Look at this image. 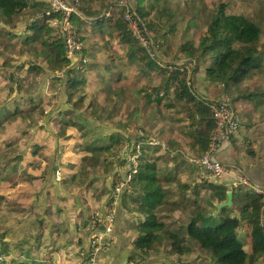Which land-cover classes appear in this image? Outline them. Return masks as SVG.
I'll return each instance as SVG.
<instances>
[{"label":"trees","instance_id":"trees-1","mask_svg":"<svg viewBox=\"0 0 264 264\" xmlns=\"http://www.w3.org/2000/svg\"><path fill=\"white\" fill-rule=\"evenodd\" d=\"M68 1L73 4V0ZM77 1L79 15L71 14L69 21L81 42L87 38L85 32L89 37L98 35L101 39H116L125 48L126 60L138 65L143 72L155 73L164 79V85L153 90L155 97H164L167 100L166 108L181 115L180 120L186 122L190 148L196 158L208 150L214 129L209 101H203L195 91L194 75L199 68L204 69L203 82L221 90L239 119L254 116L264 106V0H244L246 8L238 13L229 12L230 2L224 0H178L174 4L170 0ZM121 1L125 5H120ZM170 9L187 23L194 22L196 29L203 32L196 41L184 40L174 50L179 55L175 61L194 63L190 85L186 81V73L180 71L176 63H169L157 54L150 57L134 38L124 19L128 11L142 35L150 39L151 31L157 33L162 28L158 24L162 17L172 20V23L163 25L165 33L175 31L179 23ZM61 19L62 14L50 12L49 0H0V72L7 75L8 83L15 84L16 91L10 90L8 93H14L13 99L5 96L0 101V135L6 137L0 159L13 155L11 160L16 166L21 163L19 161L24 153L15 156L19 152V142L9 138L11 130L19 129L25 135L30 128L42 132L43 127H37L36 121L32 120L33 114L37 112L40 118L50 114H47L46 109L51 101L39 89L45 75L50 86L54 83L59 86V92L63 93V105L69 106V112L73 113L82 104V99H74L83 84L82 80H77V74L81 73L66 57L64 42L58 35L57 27L52 26L53 22ZM82 52L79 53L80 58H83ZM15 58L21 60L20 66L26 67L25 70L22 68L25 79L15 74L18 68ZM22 87L26 88L23 92L19 90ZM237 108L241 109L240 113L236 112ZM66 119L60 116L55 118L56 124L60 125L56 135L60 132L66 136L63 141L71 140L73 152L87 154L82 157L86 161H82V165L88 163L95 170L101 162L103 173H115L117 179H124L129 171L125 157L135 151L134 143L139 141V137L134 134L133 139L126 136L120 142L116 140L99 147L93 138L87 139L89 132L80 121L73 123ZM69 128L76 131L77 137L67 135ZM29 135L28 132L27 138ZM234 136L229 139L232 146L236 143ZM124 143L127 144L124 146ZM250 144L243 142L245 156L254 159L256 152ZM166 147V151L171 152L170 149H179L180 146L172 141ZM150 148L147 144L140 147L137 173L122 189L120 196L124 200L123 207L125 189L130 190L129 199L136 205L132 213L143 218L136 227L138 237L134 241V248L140 258L161 256L164 261L174 258L177 264H183L184 261L187 264L186 258L191 257L197 249L199 258L205 264H263V198L248 189L242 192L241 187L228 189L223 183L202 182L189 189L186 183H182L178 173L190 169L192 164L188 165L181 156H173L174 159L168 155L155 157L149 154ZM35 149L30 153L32 158L23 161L27 163V169L18 178L20 184L30 186L32 180L42 172L44 159L40 157L39 144ZM152 152L157 154L159 149L153 148ZM37 154L39 159H34ZM11 160L6 163L10 164ZM171 163L175 164L173 168L170 167ZM4 164L0 165L1 168ZM263 165L257 166L261 168L259 166ZM119 166L125 168L121 171L123 176L116 170ZM11 168L2 178L4 184L13 181L10 177ZM248 174L247 178L257 184V175ZM116 178L114 176L111 188L107 191L109 202L114 199L112 194L117 184ZM228 191L232 193L231 207L215 213L216 205L225 202ZM0 202L10 209L6 194L0 193ZM172 216H181L177 226L171 222ZM246 245L249 251L245 250Z\"/></svg>","mask_w":264,"mask_h":264},{"label":"crops","instance_id":"crops-1","mask_svg":"<svg viewBox=\"0 0 264 264\" xmlns=\"http://www.w3.org/2000/svg\"><path fill=\"white\" fill-rule=\"evenodd\" d=\"M80 19L82 20L81 17ZM84 35L87 38L82 42L83 52L81 56L88 60L83 69L78 71L82 75V81L84 80L82 88L83 85L87 84L89 78L95 83L102 84L98 78L99 68L107 65L110 59L114 60L116 70L121 71V79H118L116 72L106 71V80L110 84H115L116 87L112 88L111 85L104 88L100 87L99 92L102 93L100 94L102 101L101 103L92 104L91 102L89 104L90 114L88 116L84 112L81 113V109L78 110V108L73 113L69 112V106H64V100L60 97L57 103L52 104L51 109L48 110L47 114H50L44 117L46 124H38L43 127V131L41 134L37 131L39 133L37 136L44 135L47 138L43 136L41 138L44 139L40 138V141L30 140L23 143L24 150L22 153H24V156L19 161L21 163H17L18 172H15L16 175H14V172L12 173L15 170L16 163L13 165L10 174L13 181L9 180L10 183L8 182L9 191L17 184L23 185L18 180L20 175L27 169V163H23V161L31 157L30 153L36 150L37 144L40 148L38 150L40 157L44 159L42 160L44 166L42 172L32 180L30 186L23 185L27 187L26 195L14 192L6 194L10 201V209L5 204H0L1 207L6 206L8 209V212L1 213L0 217V257L3 264H79L81 252L84 253L90 247V239L96 233L102 231L101 221L96 218V214H99V217L102 218L110 212L113 214L114 221L110 237L104 239L106 246L97 255L98 264H161L160 257L157 256H153L151 259L140 258L138 251L134 248V241L138 237L136 227L142 223L143 218L136 213H132L136 205H133V202L129 199L130 190L125 189L127 191L126 196H124L125 206L122 207L124 200L120 198L121 195L109 202L107 191L111 188L114 176L116 178L115 173H103L101 162L95 170L91 168L86 170L87 168L81 164L86 162H82V157L87 156V154L73 152L71 140H57L55 131L59 130L60 125L56 124L55 118L60 116L63 119L72 120L73 123L80 121L85 130L92 131L95 145L99 147L116 140L120 142L126 136L133 139L132 130L141 129L143 132L151 133L150 136L156 137L161 143L166 141L165 147L172 141L178 143L179 149L172 148L170 149L171 152H167V148L163 150L159 148V153L168 155L169 158L181 156L188 165H191L190 160L196 157L190 148L191 141L188 136L186 122L180 120L181 115H176L172 109L166 108L167 100L164 97L158 98L159 103L152 100V97L156 95L153 90L164 85V79L155 73L152 75L154 81H146L142 75L136 74L137 72L134 75L129 74L131 63L126 60L125 48L121 44L122 47H97L98 45L92 47V44H97L98 41L109 45L110 41H117L116 39H101L98 35L89 37L86 32ZM117 43L119 42L117 41ZM99 54L102 57L105 56L104 61L97 59ZM168 62L171 63V61ZM133 65L135 66V64ZM85 73L87 77L83 76ZM86 78L88 79L86 80ZM48 82V89L45 94H48V91L58 90H52L50 88L51 84L49 85ZM124 88L133 91L136 100L139 102L141 100L142 105L139 107L137 104L132 107L128 106L126 100H128L129 92L126 93ZM79 89L81 90V87ZM195 91L201 99L207 101H221L224 99L219 88L209 87L203 81L200 84H195ZM52 94H55V92H52ZM109 94L112 95V98H109ZM117 94L120 96L117 97ZM76 99H82L83 103L81 94ZM116 101H119V104H116ZM58 102L59 104L62 102V105L58 106ZM154 108L158 111L157 117L151 115ZM76 116H78V120ZM117 118L118 121H116ZM119 118L124 120L121 121ZM241 128L244 129L242 126ZM33 130L36 131L35 128ZM241 130L233 137L236 142L235 146L228 142L225 147L218 151L217 160L224 165L241 168L240 170H243L242 172L246 177L249 175L248 172L251 175H257L255 178L258 182L255 185L264 188V165L258 168L257 159L245 158L244 153L240 152L238 135ZM68 132L72 136L76 134L75 137L78 135L71 128L68 129ZM49 134L52 137H49ZM37 136L35 134V140ZM126 144L124 143V146ZM155 148L157 147L155 146ZM62 149H67V152L62 153ZM18 153L20 154V152ZM157 154L154 153L153 156L156 157ZM34 159H39L38 154ZM171 166L174 167V163H171ZM54 167L58 174L56 170L54 171ZM190 169H193L191 174L185 169H183L184 172L178 173L182 183H186L190 187L189 189L201 184L202 181H199V179L203 177V173L198 172L196 168ZM116 170L120 174L125 168L117 167ZM89 172H92L89 176L92 181L84 183L79 180L80 175ZM57 175L60 177V182L56 181ZM121 175L123 176L124 173L122 172ZM23 197H25L24 203H18L17 201ZM170 220L176 223L177 226L181 216H172ZM180 230L183 232L182 229ZM193 257L195 258V256ZM189 258H186L187 262H189Z\"/></svg>","mask_w":264,"mask_h":264},{"label":"rangeland","instance_id":"rangeland-1","mask_svg":"<svg viewBox=\"0 0 264 264\" xmlns=\"http://www.w3.org/2000/svg\"><path fill=\"white\" fill-rule=\"evenodd\" d=\"M108 1H111V0H108ZM170 1L173 4L178 2V0H170ZM224 1H229L230 2V4H229L230 6L228 7V11L231 12V13H238L239 11H241V10L246 8V3L244 2V0H224ZM123 2L124 1H121L119 4L120 5H125V3H123ZM170 12L175 13L174 14V19H178V23H179V24H177V28L175 29V31L173 33H165V28H163V25L164 24L168 25V24L172 23V20H167L165 17H162L160 19V22H158L159 26L160 27L162 26V28H159L157 33L153 32V31H151V32L149 31L150 32V34H149L150 35V39L146 38L144 35H142V33L138 29H137V31L139 32V34H141V38L144 39V41L146 43V46L154 48L155 54H157L158 56L160 55L161 58L165 59L166 61H171V63H176L178 61H175V59L177 57H179V55H176L174 50H176L177 45L180 42L184 41V40H194V41H196L198 36L199 35L201 36L203 34V32H201V30H197L196 29V27L194 25V22L189 21L187 23L186 21H184L181 18V16H178L177 13L173 9H170ZM96 45H98L97 47H117V46L118 47H122L123 46V45L120 46V44L117 43V41H110L109 45H108V43H103L102 41H98L97 44L96 43L92 44V47H96ZM164 52H166L167 54H165ZM104 57L105 56L102 57V55L99 54V58H97V59L99 61H101V60L104 61ZM6 58H8V57H6ZM86 60H88V59H86ZM15 61L18 63L17 64L18 65L17 73H15V74L20 76L21 79H25L24 78V74L22 72L25 70L26 67L20 66L21 60L17 61V59L15 58ZM16 62H13V63L16 64ZM22 68H24V70ZM99 69H100V73L98 75L99 76L98 78H99V81L102 84L95 83L90 78L89 79L86 78V80L88 79L87 84L83 85V88H82V85H81L80 86L81 90L78 89V91H77V93H76V95L74 97V99L77 100L76 99L77 96H80V94L83 96V103H82L81 107L78 108V110L81 109L80 112L81 113L84 112V114L87 115V116L90 114L89 104L91 102H92V104L93 103H98V102L101 103V101H102L101 100L102 96L100 95L102 93L99 92L100 87L104 88V87H107V86H110V85L112 86V88L116 87L115 84H110L106 80L107 79L106 71L109 70L110 72H112V71L116 72V75L118 76V79H121V77H120L121 71L120 70H118V71L116 70V67L114 65V60H112V59L109 60L107 65H103ZM135 72H137L136 74L142 75L143 79H145L146 81L147 80H150V81L153 80L154 76H152V74H149L147 72H143V70L140 69V67L138 65L134 66L131 63V69H130V73L129 74L134 75ZM6 76L7 75L4 74V72H0V101H1V98H4L5 96L8 99H13L14 93L16 92L15 91V84H10V82L8 83V78ZM83 76L87 77L86 73ZM27 77L28 76L26 75V78ZM43 79H45V80H42V82L40 83V88L39 89L43 93L44 97L50 99V101H51V105L48 106L47 109H46V111H48V110L51 109L52 104L57 103V101L60 99V97H62L63 93L61 91L59 92V90H55V89H59V86L56 83H54V84H52V86H50V88L52 90H55V91H48V94H45L46 90L48 89L47 88V82H48L47 79L48 78L45 75V77ZM77 79L78 80H82L83 79L82 75L77 74ZM202 81H204V69L203 68H199V70L194 75V82H195V84H200V83H202ZM259 84L262 85V83H259ZM259 84H258V86H259ZM10 90L14 91V93L9 95L8 93H9ZM19 90H21V92H23V91L26 90V88L22 87ZM124 90H125L126 93L129 92V95L127 96L128 100H126V104L128 106L132 107V106L137 104V106L139 107L140 105H142L141 100H140V102L136 100V97L134 96L135 93L133 91H129L126 88H124ZM52 92H55V94H52ZM57 96L59 97V99H57ZM109 98H112V95L109 94ZM40 99H41V97H40ZM34 100L37 101L36 98ZM63 100H61V101H63ZM152 100H154L156 102L158 101V99L155 96L152 97ZM61 105H62V102L60 104L58 102V106H61ZM240 111H241L240 108L236 109L237 113H240ZM151 115L154 116V117L158 116V111H157L156 108H154V113H151ZM77 117L78 116H76V118ZM78 119L79 118H77V120ZM32 120L36 121L37 127H39V125H38L39 123L46 124L45 123V118L44 117L40 118V116L38 115L37 112L33 114V119ZM119 120L123 121L124 119L123 118H119ZM116 121H118V118L116 119ZM240 121H241L242 127H244V129L241 128L242 129L241 133H239V135H238V137H239L238 139H239V142H240V146H239L240 152H243L244 153V157L247 158L245 156L246 147L243 148V142H245V143L246 142H248V143L250 142L251 143L250 145L252 146V148L256 152L254 159H257V164L264 163V106L259 108V110L254 114V116H248L247 118H244L242 120L240 119ZM12 127L15 128V124H13ZM132 131H133V134H136L138 137L140 135V132L145 137H151L150 136L151 133L150 134H148L147 132L144 133L143 131H141V129H136V130H132ZM28 132H29L30 135L27 138ZM39 132H40V134L42 133L41 131H39ZM57 132L58 131H55L56 134H57ZM75 133H76V131H75ZM35 134H36V136L39 135V133L34 131L33 128H30L29 130L27 129V134L26 135L21 133V131L19 129L18 130L12 129L11 132H10V135L8 133L9 138H11L12 141H15V142L18 141L19 142V152H20V154L24 150L23 149V145L24 144H22V143L25 142V141L28 142V141L32 140L33 138H35ZM67 135H72V134L68 132ZM43 136L41 135V137H43ZM50 136L52 137L51 134H49V137ZM75 136H76V134H75ZM92 136L93 135H92V131H91V132H89L87 139L88 140H92ZM41 137L37 136V139L34 140V141H40ZM44 137L47 138V136H44ZM56 137H57V140L60 139L61 141L66 138V136H63L61 133H58V136H56ZM5 138L6 137L4 136V134L0 135V151L5 149V143H4ZM41 139H44V138H41ZM151 139L153 141L155 140L154 142L157 143V144H153L154 146H151V148L149 149L150 150L149 154L154 155V153L152 151H153V148H155V146L157 147V149L160 148L161 150L167 148V147H165V143H167L166 141H163L162 143H164V144H162L158 139H156V137H151ZM63 152H67V149H64L62 151V153ZM18 154H19L18 152L15 153V156H18ZM159 155H163V154L160 152L156 156H159ZM0 158H1V156H0ZM11 159H13V155H10L9 157H6V158L4 157L3 159H0V165H3L5 163L3 168H1V166H0V193L3 195V194H8V193L12 194V192H14V193H20V194H25L26 195V191H27V187L26 186L17 184L16 186L13 187V189L11 191H9V187L7 185L8 183L4 184V182L2 181V178L7 173V171L10 170L11 167H12L11 170L13 169V165H14L13 161H12V163L10 162V164L6 163L8 160H11ZM83 167L87 168L86 170H88V168L92 169V166L89 167L88 163L87 164L85 163V165H83ZM119 167L121 168L122 166H119ZM170 167H172L171 164H170ZM191 168H193V167H191ZM55 170H56V168L54 167V171ZM13 172H14V175H16L15 172H18V166L17 167L15 166V170H13L12 173ZM56 172H58V171L56 170ZM187 172L191 174V173H193V169H187ZM90 173L92 174V172H89L87 174L80 175L79 180L84 182V183H86V181H90L91 180V178L89 177ZM92 177H94V176L92 175ZM95 179H97V178H95ZM59 180H60V177H58V175H57L56 176V181H59ZM200 180L201 179H199V181ZM6 182H9V181H6ZM120 182H121V179L118 180L117 184H119ZM241 188H242V192H246V188L245 187H241ZM118 194L121 195V191ZM24 201H25V197H23L21 200H19L17 202L18 203H24ZM1 203L2 202H0V204ZM3 204H5V203H3ZM0 211H2V212H0V217H1V213H4V212L6 213V211L8 212V209L6 208V206H4V207L0 208ZM245 249H246V251H249V246L246 245ZM193 256H195L196 258H194ZM159 257H160L161 264H169V263L170 264H177L175 262L174 258H171L172 261L171 260L164 261V260H162L161 256H159ZM188 261L191 262V264H196V263L205 264L204 261L199 258L197 249L194 252V254L188 259ZM184 262H186V261H184ZM189 262H187V264H189ZM183 264H186V263H183Z\"/></svg>","mask_w":264,"mask_h":264},{"label":"built area","instance_id":"built-area-1","mask_svg":"<svg viewBox=\"0 0 264 264\" xmlns=\"http://www.w3.org/2000/svg\"><path fill=\"white\" fill-rule=\"evenodd\" d=\"M49 6L51 13L62 14V19L59 22H53L52 26H56L58 29V35L64 42L66 57L70 60L71 65L74 66L76 70L81 71L87 63L85 58H80L79 56V53L83 48V43L80 41L77 33L69 21L71 14H78V1L73 0L72 4L68 0H49ZM124 19L128 23L134 38L147 51L150 57H154V48L146 46L144 39L141 38V34L137 31V29L140 31L137 22L132 18V15L128 11L125 12ZM176 65L179 67L180 71L186 73V81L188 85H190V73L194 63L179 61L176 62ZM202 100L204 101L205 99ZM208 108L212 114L214 123V129L211 133L208 150L201 157L191 159L190 163L197 169L198 172L203 173V177L201 178L202 182H211L213 184L223 183L229 186V188L245 187L246 189L252 191L254 195L261 196L264 200L263 187L252 183L239 168L233 165H224L216 159L218 151L225 147V145L229 142L230 137L236 135L241 130L242 125L240 119L227 104V99H223L221 101L211 100L208 102ZM154 141L150 137H145L140 132L139 141H137L138 143H134L135 151L125 157L129 171L125 178L122 179L119 184L115 185L112 194L114 199L120 195L118 193L122 191V189H124L125 186L132 180L134 175H136L139 166L140 147L143 144L154 146L153 144H157ZM56 173L58 174V172ZM96 218L101 221L99 222L102 224V231L96 233L90 239V247L84 253L81 252V260L79 264H98L97 255L106 246L104 239L106 237H110L113 224L112 212L105 214L102 218L99 217V214H96ZM263 219L264 205L261 208V220ZM1 261L2 259L0 257V263Z\"/></svg>","mask_w":264,"mask_h":264},{"label":"water","instance_id":"water-1","mask_svg":"<svg viewBox=\"0 0 264 264\" xmlns=\"http://www.w3.org/2000/svg\"><path fill=\"white\" fill-rule=\"evenodd\" d=\"M232 205V193L228 191L226 193V200L224 203L216 205L215 213H218L222 208H229Z\"/></svg>","mask_w":264,"mask_h":264}]
</instances>
